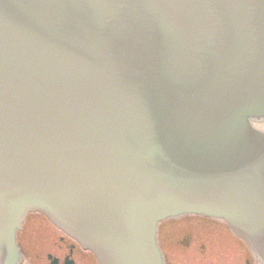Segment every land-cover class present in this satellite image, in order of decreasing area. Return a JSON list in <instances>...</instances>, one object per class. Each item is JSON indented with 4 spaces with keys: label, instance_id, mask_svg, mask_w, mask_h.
<instances>
[{
    "label": "water",
    "instance_id": "obj_1",
    "mask_svg": "<svg viewBox=\"0 0 264 264\" xmlns=\"http://www.w3.org/2000/svg\"><path fill=\"white\" fill-rule=\"evenodd\" d=\"M262 123L264 0H0V264L32 212L97 264L184 214L264 264Z\"/></svg>",
    "mask_w": 264,
    "mask_h": 264
},
{
    "label": "flooded vegetation",
    "instance_id": "obj_2",
    "mask_svg": "<svg viewBox=\"0 0 264 264\" xmlns=\"http://www.w3.org/2000/svg\"><path fill=\"white\" fill-rule=\"evenodd\" d=\"M171 222H181V226H185L181 230H199L198 233L207 235H199V239L194 240L193 234L189 232L171 241L168 234L180 230L179 223L169 227ZM209 235L215 238V243ZM16 241L22 255L21 264H97L91 251L83 248L39 212L29 213L25 217L16 232ZM157 242L164 264H172L174 259L177 260L174 254L169 253L168 248L172 247L190 252L182 253L184 260L180 261L183 264L224 263L229 260L230 253L234 255L235 264H261L223 221L201 215L187 214L162 220L157 226ZM213 244L215 253H209Z\"/></svg>",
    "mask_w": 264,
    "mask_h": 264
},
{
    "label": "rangeland",
    "instance_id": "obj_3",
    "mask_svg": "<svg viewBox=\"0 0 264 264\" xmlns=\"http://www.w3.org/2000/svg\"><path fill=\"white\" fill-rule=\"evenodd\" d=\"M259 127L264 129V126L259 125ZM191 219H192V217H191ZM174 223H175V224H174ZM177 223H179V228H180V230L174 232L173 234H171V232L168 234V236H169V238L171 239V241L175 240V239L178 238V237H182L183 235H186V234L189 233V232H191V233L193 234L192 238H193L194 240L199 239V235H202V236L207 235V234H202V233L200 234V233H198L199 230L196 231V230H192V229H184V228H182L183 230H181V227H185V226H181V224H182L181 222H171V223L168 224V226H169V227H173V225H176ZM175 227H176V226H175ZM177 229H178V228H177ZM182 232H183V234H182ZM209 237L212 239V242L214 241V243H215V238L212 237V236H210V235H209ZM165 241H166V240H165ZM213 246H214V244H213ZM168 250H169V253H172V254H174L175 257H177V260L174 259V261H173L172 264H183V263L180 261V259H181V260H184V256H183L182 253H190V252H188V250H186V249H179V250H177V249H174L173 247H172V249H171V248H168ZM231 250H232V249H231ZM189 251H191V250H189ZM233 251H234V250H233ZM191 252H193V251H191ZM208 252H209V253H215V246H214L212 249H210ZM193 253H194V252H193ZM219 264H235V258H234V255H233L232 253H230V258H229V260H228L227 262L219 263Z\"/></svg>",
    "mask_w": 264,
    "mask_h": 264
},
{
    "label": "bare ground",
    "instance_id": "obj_4",
    "mask_svg": "<svg viewBox=\"0 0 264 264\" xmlns=\"http://www.w3.org/2000/svg\"><path fill=\"white\" fill-rule=\"evenodd\" d=\"M261 126H264V123H262V125ZM222 221V220H221ZM15 238H16V236H15ZM21 263H22V261H21Z\"/></svg>",
    "mask_w": 264,
    "mask_h": 264
}]
</instances>
